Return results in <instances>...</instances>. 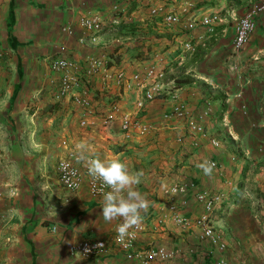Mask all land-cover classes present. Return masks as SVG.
Listing matches in <instances>:
<instances>
[{
  "label": "crops",
  "instance_id": "1",
  "mask_svg": "<svg viewBox=\"0 0 264 264\" xmlns=\"http://www.w3.org/2000/svg\"><path fill=\"white\" fill-rule=\"evenodd\" d=\"M249 2L0 0V50L7 53L0 71V192L8 187H14L17 192L14 199L0 202V212L14 210L8 227L0 229V264H125L115 249L110 256L100 259L70 255L69 246L80 240L109 239L122 218L106 222L101 214L103 200L90 198L84 190L73 193L61 189L56 162L69 150L82 158L91 154L105 160L116 157L114 150L122 149L117 157L126 163L120 154L130 153L135 145L147 141L123 142L116 124L106 132L100 128H79V111L66 99L59 105L52 100L48 80L58 77L49 69L54 58H68L82 66L89 56L113 57L118 68L131 74L143 69L159 54L166 63L164 95L163 99L150 103L147 117L155 119L167 110L171 104L168 94L175 93L191 111L209 107L211 112L205 128L211 137L226 135L230 145L246 147L247 144L246 148L251 149L257 143L264 145V12L257 17V26L248 44L239 51L232 47L234 21L244 13ZM188 4L199 13H219L222 21L214 34L207 35L202 27H197L189 35L179 25L166 26L160 17L149 13L163 7L167 13L180 14L185 19L181 9ZM86 12L99 13L105 30L95 42L81 45L78 40L84 33L77 19ZM232 16L235 17L231 20ZM114 19L120 24L114 25ZM66 24L72 27L71 35L61 31ZM198 35L205 37V48L197 46L193 54L184 55L181 43ZM188 74L189 82L179 81L187 80L189 77L184 75ZM92 83L100 92L103 84L99 79ZM127 96L131 101L125 102L131 104L138 93L130 92ZM162 130L157 145L147 147L153 150L150 153L163 149L159 146L169 137L173 138L168 142L175 144V137L184 135L180 127L170 124ZM62 139L67 141L66 146L60 143ZM78 144L84 148H77ZM184 144L191 142L187 139ZM221 146L222 141L219 148H213L202 140L194 149L198 154L201 150L202 154L205 150L213 151L212 158L225 152ZM161 155L159 152L156 157L165 158ZM151 166V175L143 178L139 187L133 185L149 202L147 210L141 211V222L157 215L166 201L163 191L170 185H159L160 169ZM217 174L223 177L220 169ZM190 208L183 213L188 217L197 216L199 210L194 213ZM216 214L220 216L222 212ZM173 227L168 222L160 234L142 233L137 247L155 244L152 243L155 235L166 241L175 237L179 238L176 248L156 243L177 251L175 258L164 264H211L216 254L210 255L209 245L198 242L195 230L186 231L185 236L175 233L178 228ZM225 257L231 264L227 251Z\"/></svg>",
  "mask_w": 264,
  "mask_h": 264
},
{
  "label": "built area",
  "instance_id": "2",
  "mask_svg": "<svg viewBox=\"0 0 264 264\" xmlns=\"http://www.w3.org/2000/svg\"><path fill=\"white\" fill-rule=\"evenodd\" d=\"M113 9L119 11L118 6H114ZM263 12L264 0H250L244 13L235 19L232 39L234 50L239 51L248 44L256 29L257 17ZM149 13L151 16L160 17L166 26L179 25L189 35L194 33L197 27H202L206 34L211 36L216 26L222 21L218 12L199 13L192 10V4L181 9L185 19H181L180 14L167 13L163 7L154 8ZM77 24L84 33L78 40L81 45L88 41L95 42L105 30L104 19L97 12L83 13L77 19ZM113 24L120 23L114 19ZM61 31L71 35L72 27L66 24ZM197 46L205 48L206 42L203 35L184 40L181 43V52L184 55L193 54ZM6 56L7 53L0 50V71ZM109 62L107 57L89 56L86 57L82 66L64 57L54 58L49 63L50 71L58 75L48 80L52 88V100L59 105L66 99L79 111V128H100L108 131L116 124L120 140L132 143L142 141L170 124L184 131V135L175 137L174 143L177 145H184L188 139L194 148H197L202 140H206L210 147H220L221 141L208 135L205 128L206 119L211 112L209 107L198 112L191 111L175 93L168 94L171 104L167 110L155 119L147 117L150 103L156 99H163L164 95L163 80L166 74V63L161 55H154L143 69L131 74ZM96 79L103 84L100 92L92 83ZM130 92L138 93V97L128 104L125 102L127 100L125 97ZM61 144L66 146L67 141L64 140ZM90 158L95 157L87 155L82 158L74 150L67 151L56 162L58 183L66 191L74 193L84 190L90 198L103 200L104 193L110 189L103 185L99 178L89 174L88 160ZM207 163L214 165L212 170L218 173L220 168L215 160L209 159ZM218 176L220 177V174ZM226 184L230 183L226 182ZM163 194L166 201L159 208L157 215L129 229L134 233L131 237L123 241L117 240L115 229L109 239H83L70 245L68 249L70 255L80 259H100L110 256L115 249L122 255L125 264L168 263L175 258L177 251L168 250L157 244H149L141 249L137 247V243L142 233L163 231L169 222L180 231L195 230L198 242L209 245L210 255L216 254L211 264H230L225 257L227 242L215 227L213 220L217 208L223 209L222 205L228 194L219 191L211 192L199 188L192 181L183 180L170 184L164 189ZM16 195V189L8 187L0 192V202L12 200ZM190 201L200 208V212L195 217H188L183 213V210L190 205ZM13 211L10 208L0 212V229L8 227L14 218ZM52 231H55V227H52Z\"/></svg>",
  "mask_w": 264,
  "mask_h": 264
},
{
  "label": "rangeland",
  "instance_id": "3",
  "mask_svg": "<svg viewBox=\"0 0 264 264\" xmlns=\"http://www.w3.org/2000/svg\"><path fill=\"white\" fill-rule=\"evenodd\" d=\"M234 17L235 16H232L230 19L232 20ZM184 76L189 78L179 81L184 83L189 82V74ZM127 95L128 93L125 98L131 101ZM116 99L119 100V98ZM161 131L164 130H159L156 134L142 140H147V143H143V145L139 144L140 146L135 145L130 153L120 154L122 159L124 158L127 160V162L124 163L127 169L131 170L129 173L135 174L137 172H142V176L140 177L141 183L143 178L151 175V165H153V168L160 169V175L158 174L157 177H160L162 180L158 183L159 185L163 184V186H167L173 182L182 180L192 181L196 183L199 188L211 192L219 191L224 194H230V197H226L222 205L223 209L221 216L216 214L218 211L217 208L213 220L215 227L227 242V254L232 261L231 264H264V145L257 143L254 145L253 149L246 148L248 146L247 144L246 147L244 144L238 147L236 143L233 146L228 142L227 136L222 135L219 136L222 141L220 149L225 152L219 153L218 156L211 158L210 156L214 153L213 151L209 150L208 153V150H205L202 154L201 150L198 154L197 150L188 144L177 146L176 144L168 142L173 138L171 136L159 146V149L160 147L163 149L158 152L154 151L155 154L150 153L153 150L147 147L150 144L157 145L156 142H158L160 138L159 133ZM64 140L65 139H62L61 142ZM190 147H192V150ZM120 150L122 149L114 150L113 155L117 157L118 152H121ZM159 152H161L163 154L161 156L165 158L161 160L157 158L156 156H159ZM178 153L181 154L178 155ZM182 153L187 154L184 155ZM197 155H200L201 158L198 159ZM155 158L157 159L155 160ZM208 159L217 162L223 176L220 177V180L218 174L213 170L211 174L206 175L203 169L199 167L200 164L207 163ZM243 169H245V173L242 172ZM226 182L230 184H226ZM139 186L140 185L137 187ZM141 187H143V185H141ZM141 190H143V188H141ZM189 206L191 207V212L195 213L198 210L200 212V208L193 202L190 201ZM173 229L175 230L176 228L173 227ZM160 233L161 232H157L156 234ZM175 233L186 236V232L180 231L179 229L178 232ZM163 239L155 235L154 238H152V243L166 244L171 248L175 247L174 245L177 244L179 240V238H177V240L175 237L167 238V241ZM189 239L191 238L189 237Z\"/></svg>",
  "mask_w": 264,
  "mask_h": 264
},
{
  "label": "clouds",
  "instance_id": "4",
  "mask_svg": "<svg viewBox=\"0 0 264 264\" xmlns=\"http://www.w3.org/2000/svg\"><path fill=\"white\" fill-rule=\"evenodd\" d=\"M77 148L83 149L84 145L78 144ZM199 167L207 175L211 174L214 165L202 163ZM88 171L110 189L103 195L101 214L104 220L109 222L118 217L122 218V222L116 227V239L123 241L134 235L129 229L141 223V211H146L149 204L144 196L133 188V185L140 183L142 172L130 174L126 164L118 157L105 160L90 158Z\"/></svg>",
  "mask_w": 264,
  "mask_h": 264
},
{
  "label": "trees",
  "instance_id": "5",
  "mask_svg": "<svg viewBox=\"0 0 264 264\" xmlns=\"http://www.w3.org/2000/svg\"><path fill=\"white\" fill-rule=\"evenodd\" d=\"M112 58H113V57H109V60H110V62H111V63L109 62V64H114V65L116 66V59H112ZM55 105H57V104H55ZM55 105H54V106H55ZM227 140H228V142H229V137H227ZM145 141H147V140H145ZM124 147H125V146H124ZM244 171H245V169H243L242 172L245 173ZM220 212H222L221 209L217 211V213H220ZM220 216H221V215H220Z\"/></svg>",
  "mask_w": 264,
  "mask_h": 264
}]
</instances>
